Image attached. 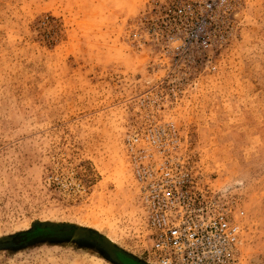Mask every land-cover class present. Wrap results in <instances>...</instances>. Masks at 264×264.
Listing matches in <instances>:
<instances>
[{
  "label": "rangeland",
  "instance_id": "rangeland-1",
  "mask_svg": "<svg viewBox=\"0 0 264 264\" xmlns=\"http://www.w3.org/2000/svg\"><path fill=\"white\" fill-rule=\"evenodd\" d=\"M166 2L0 0V264H149L122 147L153 86L177 153L244 212L237 264H264V0H228L210 65L162 82Z\"/></svg>",
  "mask_w": 264,
  "mask_h": 264
},
{
  "label": "built area",
  "instance_id": "built-area-1",
  "mask_svg": "<svg viewBox=\"0 0 264 264\" xmlns=\"http://www.w3.org/2000/svg\"><path fill=\"white\" fill-rule=\"evenodd\" d=\"M228 0H168L153 24L164 80L205 69ZM169 82V81H168ZM152 89L135 103L140 122L123 140L147 243L149 264H237L244 217L238 201L208 189L178 154L177 128L164 121L168 100ZM174 97V96H173Z\"/></svg>",
  "mask_w": 264,
  "mask_h": 264
},
{
  "label": "water",
  "instance_id": "water-1",
  "mask_svg": "<svg viewBox=\"0 0 264 264\" xmlns=\"http://www.w3.org/2000/svg\"><path fill=\"white\" fill-rule=\"evenodd\" d=\"M45 228L41 229V230H44ZM102 242L105 243L106 245V242L103 240L102 238ZM107 246V245H106ZM110 249L113 257H116L117 261L120 263V264H135L134 261H132V259L126 257L123 253H121L120 251H113L112 250V247H107Z\"/></svg>",
  "mask_w": 264,
  "mask_h": 264
}]
</instances>
